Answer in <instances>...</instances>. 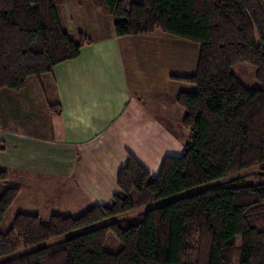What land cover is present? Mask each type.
Segmentation results:
<instances>
[{"label":"trees","instance_id":"1","mask_svg":"<svg viewBox=\"0 0 264 264\" xmlns=\"http://www.w3.org/2000/svg\"><path fill=\"white\" fill-rule=\"evenodd\" d=\"M89 1L112 19L118 38L161 32L199 45L196 73L173 76L196 87L176 100L188 141L156 176L129 154L110 203L78 217L19 213L5 233L21 190L0 168V258L264 164V0ZM66 2L0 0V94L48 79L93 43L69 33ZM240 63L255 67L261 88L241 83L233 73ZM49 109L61 113L60 104ZM113 242L116 253L106 251ZM237 253L238 264H264V167L0 264H234Z\"/></svg>","mask_w":264,"mask_h":264},{"label":"crops","instance_id":"2","mask_svg":"<svg viewBox=\"0 0 264 264\" xmlns=\"http://www.w3.org/2000/svg\"><path fill=\"white\" fill-rule=\"evenodd\" d=\"M77 6L75 22L71 7H65L72 35L86 28L84 4L77 1ZM101 16L108 20V34L91 39L79 58L58 65L44 80L52 86L53 99L47 100L41 116H33V107L13 105L28 97L26 90L0 94V141L7 145L0 152V168L9 172L11 186L20 188L17 200H54L65 212L82 214L93 200L108 204L119 193L117 175L129 154L156 176L166 156L184 151L186 143L171 131L182 126L181 111L167 104L176 95L178 105V93L148 102L149 90L135 91V56L128 60L124 48L132 46L134 37H116L112 19ZM51 104H60L61 113H52Z\"/></svg>","mask_w":264,"mask_h":264},{"label":"rangeland","instance_id":"3","mask_svg":"<svg viewBox=\"0 0 264 264\" xmlns=\"http://www.w3.org/2000/svg\"><path fill=\"white\" fill-rule=\"evenodd\" d=\"M77 1H81L84 4L83 7V13L84 17L86 18L85 25L86 28L83 30L85 31V34L90 39H97L100 37H103L108 34L109 27L107 24V19H102V13L96 11L91 2L89 0L82 1V0H67L65 7H71L72 9V18L74 19V13L76 12L75 8H78ZM65 7H64V17H65ZM69 10V8H68ZM78 12V11H77ZM69 14V13H68ZM67 14V15H68ZM95 14V16H94ZM65 18V22H66ZM71 17L68 15V22L69 25H72L71 23ZM89 19L91 21L89 22ZM96 19V21H95ZM67 27V23H66ZM157 34V35H156ZM153 37H143V36H151ZM156 35V36H155ZM151 38V39H143L145 41L141 42L142 39L138 38ZM132 40L133 44L132 46H127L130 49H128L126 46H124L126 51V58L129 60L132 57L135 56V61H133L132 64H134V70L133 73H131L133 77L132 85L135 82V79H138V86L137 90L135 91H146L149 90L147 100L148 102H151V100H157L158 97H162L166 94L167 97L170 98L174 93L179 94L180 92H194L196 90V87L192 84L183 83L179 81H175L173 76H193L196 73L197 65H198V59H199V45L193 42H189L183 39L174 38L168 35H165L161 32H157L150 35H141L134 37ZM132 51V55H131ZM140 52V55H139ZM132 61V60H131ZM130 73V72H129ZM233 73L236 75V77L243 83L247 88L257 89L261 88L260 82L256 79V69L250 64L240 63L233 67ZM130 75V74H129ZM45 80V79H44ZM42 80L41 82L37 79L30 80L25 94H28V97L22 98V103H19V101H16L13 103V105H16V107H25L30 106L34 108L33 116H41L43 114V111L45 109V106L47 104V100L52 103V86L50 83ZM5 92H8L5 91ZM26 96V95H23ZM176 97V95H175ZM171 99L172 103H170L169 100H167V104H172L176 106L177 110L181 111L180 121L183 119V111L179 108L178 105L174 104V99ZM7 106H4L6 108ZM12 109V108H11ZM173 111V109H171ZM178 116L177 111L175 110V118ZM35 120V119H33ZM179 121V124H180ZM169 124V123H168ZM175 126V125H173ZM177 127V129H176ZM174 127V130H171L174 134H176L180 139L183 140L184 143L188 141L189 133L186 131L182 126L180 127L176 126ZM40 131V130H37ZM186 141V142H185ZM264 167V164L257 165L253 168H250L246 171L240 172L236 175L229 176L224 179H220L218 181L204 184L201 186H198L194 189L187 190L183 193L174 195L169 198L160 199L158 201H155L147 206H144L139 209L132 210L128 213L115 216L113 218L104 220L102 222H99L95 225H92L90 227H86L77 231H73L71 233L65 234L63 236H60L52 241L44 242L41 244H38L36 246L27 247L25 249H22L18 251L15 254H12L10 256H7L5 258H0V263L6 260H9L14 257L21 256L25 253L34 251L36 249L48 246L49 244H52L57 241H63L69 238H72L76 235H79L81 233L87 232L91 229L101 227L107 224H110L112 222L122 221L125 219H134L137 218L140 214L146 212L147 210L157 207L160 205H163L165 203H168L170 201L186 197L188 195H191L193 193H196L200 190H204L212 185L218 184V183H225L232 179L240 178L241 176H245L247 174L251 173H257L261 171V169ZM13 174L11 175V179H13ZM246 180H249L246 178ZM10 182V181H9ZM11 183V182H10ZM93 205H101L98 204L93 200ZM110 203V202H109ZM106 205V204H102ZM90 206V208L92 207ZM89 208V207H88ZM88 208H86L88 210ZM89 208V209H90ZM87 210H84L83 213H85ZM26 211V213H32V214H38L42 218H49L52 215H61V216H71V217H78L82 215L79 212H65V209H61L59 205L55 203V201H45V200H36V198H25L22 197L13 204L11 209L8 212L7 218L5 222L2 224L1 229L2 232L5 233L10 228V225L19 212ZM73 211V210H69ZM25 213V212H24ZM111 243L109 247H106V251L110 253H116L120 249L119 243ZM242 246V239L241 237L237 241V248H241ZM238 253L235 257L234 264H238Z\"/></svg>","mask_w":264,"mask_h":264}]
</instances>
